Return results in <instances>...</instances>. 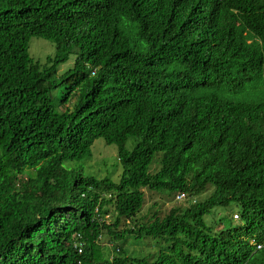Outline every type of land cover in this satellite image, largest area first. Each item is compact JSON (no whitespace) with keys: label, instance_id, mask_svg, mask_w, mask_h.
I'll list each match as a JSON object with an SVG mask.
<instances>
[{"label":"trees","instance_id":"16d2710c","mask_svg":"<svg viewBox=\"0 0 264 264\" xmlns=\"http://www.w3.org/2000/svg\"><path fill=\"white\" fill-rule=\"evenodd\" d=\"M97 138L117 146L102 177L73 163ZM144 189L183 204L137 217ZM252 237L264 0H0V264H264Z\"/></svg>","mask_w":264,"mask_h":264},{"label":"rangeland","instance_id":"374dc122","mask_svg":"<svg viewBox=\"0 0 264 264\" xmlns=\"http://www.w3.org/2000/svg\"><path fill=\"white\" fill-rule=\"evenodd\" d=\"M54 45L47 41L44 40L40 37H32L29 43V48H28V53L29 56L34 60L38 61L41 64L45 61V58L47 55H52L54 54ZM67 66L66 64H63L60 66L58 71H62L65 67ZM103 146H102V145ZM100 145V146H99ZM99 147V148H98ZM116 147L115 145L111 144L108 145L104 142L102 138H98L94 141L92 145V154L94 155L90 160L87 161V159L79 160V161H74L73 163L76 164L77 166H82L85 171L90 172L95 174L97 177H102L105 175V168L103 167V163L106 162L109 165H107V171L111 172L113 170V165L117 157H114L115 152H116ZM104 150H101V149ZM100 152V153H99ZM99 153V154H98ZM117 166H119L117 164ZM120 167L116 169L115 172H112V178L114 180H117V176L119 174ZM210 187L206 189V194L209 192ZM145 191V197H146V204L144 205L143 209L141 212L138 214L137 217H140L141 215L145 214L146 217L150 216V211L152 210H159L160 215H164L168 209L171 207L181 205L183 202L176 201L175 198H172V196H166L164 194L156 193V192H150L147 189H144ZM199 197V196H198ZM202 198V197H201ZM231 206L227 209L224 210V212L219 210V217H222V223H226L230 217H229V212ZM234 213V212H233ZM209 217L206 216V220ZM232 219H234V216L232 215ZM209 223L211 221L209 220ZM222 224V225H223ZM234 224V223H233ZM153 240L151 238H144L142 239V242L139 245H129V249L136 250L135 253L139 256L142 253H146L147 251H154L157 249V246L155 245V242H152ZM160 242V241H159ZM163 244L162 242H160ZM106 244V243H104ZM103 244V245H104ZM108 248L110 247L109 244H107Z\"/></svg>","mask_w":264,"mask_h":264},{"label":"clouds","instance_id":"9594fccd","mask_svg":"<svg viewBox=\"0 0 264 264\" xmlns=\"http://www.w3.org/2000/svg\"><path fill=\"white\" fill-rule=\"evenodd\" d=\"M202 74H203V76H205L206 75V72L203 70L202 71ZM98 139V138H97ZM96 139H94L93 140V142L90 144V146H89V151H90V153H89V155H88V157H86V158H84V159H87V161L88 160H90L94 155L92 154V145H93V143H94V141H95ZM105 142V141H104ZM102 145V144H101ZM109 145V144H108ZM100 146V145H99ZM103 146V145H102ZM99 148V147H98ZM101 150H104L103 148L101 149ZM100 153V152H99ZM98 153V154H99ZM117 156V151L115 152V155H114V157H116ZM81 160H83V159H81ZM115 163V162H114ZM106 165H109L108 163H106V162H104L103 163V167L105 168V166ZM179 195H182L183 196V194H179ZM179 195H177V196H179ZM178 198V197H177ZM234 216V219H237L236 218V215L234 214L233 215ZM237 224V223H236ZM238 225V224H237ZM249 243L251 244V245H253L254 247H255V249H260V248H262V247H264V244L263 243H259V242H256L255 240H254V238L252 237V238H250L249 239Z\"/></svg>","mask_w":264,"mask_h":264},{"label":"built area","instance_id":"2783aa9c","mask_svg":"<svg viewBox=\"0 0 264 264\" xmlns=\"http://www.w3.org/2000/svg\"><path fill=\"white\" fill-rule=\"evenodd\" d=\"M181 196H182V195H179V196H177V197L179 198V197H181ZM79 253H80V249H79Z\"/></svg>","mask_w":264,"mask_h":264}]
</instances>
